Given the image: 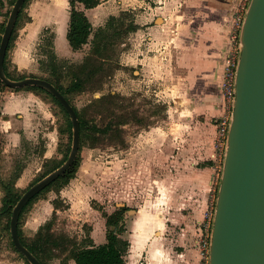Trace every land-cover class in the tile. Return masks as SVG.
Here are the masks:
<instances>
[{
	"label": "rangeland",
	"instance_id": "rangeland-1",
	"mask_svg": "<svg viewBox=\"0 0 264 264\" xmlns=\"http://www.w3.org/2000/svg\"><path fill=\"white\" fill-rule=\"evenodd\" d=\"M2 1L7 20L13 0ZM30 2L27 1L22 11L18 28L30 19L27 10ZM119 16V22L111 29L114 33L107 37L100 52L92 55L101 69L91 78L84 74L86 89L70 94L72 103L90 127H83L80 137L77 171L67 183L52 184L26 206L20 217L22 235L29 241L42 224L52 220V231L56 234H66L77 242L89 237L98 244L106 237L103 211L111 213L126 204V237L131 241L128 264L156 263L160 259L165 264L171 263L180 248L179 238L185 234L194 237L201 263L209 264L210 247L205 242L211 239L226 148L225 133L220 131L222 116L216 122L211 182L197 214L189 204L195 196V187L192 190L190 182L198 179L194 172L197 164L202 163L193 156L194 133L187 130L180 138H174L178 141L172 145V118L164 90L161 91L162 79L151 73L141 74L136 61L130 70L123 66V43L135 25V16L130 11H122ZM169 24L171 28L172 20ZM52 38L53 29L45 28L33 51L37 74L29 75H47L51 55L55 53ZM59 62L63 71L59 79L66 85L72 79V70L80 63L70 59ZM12 73L16 75L14 70ZM37 95L39 104L23 116V121L16 123L18 135L8 137L0 131V264H29L12 243L11 213L3 209L6 193L3 182L23 193L63 160L72 145V128L65 112L51 95ZM108 124H111L108 132L92 129L95 125L106 128ZM174 153L181 154L177 163L173 160ZM18 170L20 177L13 179ZM162 201L173 207L162 210L159 206ZM142 214L143 225L134 227ZM69 263L76 264L73 259ZM49 264H60V258L52 259Z\"/></svg>",
	"mask_w": 264,
	"mask_h": 264
},
{
	"label": "crops",
	"instance_id": "crops-1",
	"mask_svg": "<svg viewBox=\"0 0 264 264\" xmlns=\"http://www.w3.org/2000/svg\"><path fill=\"white\" fill-rule=\"evenodd\" d=\"M238 2L239 0H101L98 5L90 8L78 3L77 7L85 11L92 24V33L88 43L74 50L67 39L69 0H31L27 9L30 19L17 29L13 45L8 50L7 64L12 63L10 71L14 70L18 74H37L38 63L33 51L43 30L48 27L54 31L53 43L57 57L79 63L89 53L95 31L104 26L110 16H118L122 11L132 12L136 29L128 31L125 37L123 66L130 70L136 61L140 64L141 74L150 76L151 73L162 79L161 91L164 90L163 97L169 117L172 118V145H176L178 141L174 138H180L187 130L194 133L196 144L193 156L202 160V163L197 164V171L194 172L199 176L198 179L190 182L192 190L195 187V196L189 204L198 214L202 198L211 182L209 177L211 161L215 156L213 140L217 130L216 122L227 111L220 81L223 58L229 45L230 22ZM3 19L1 24L5 22L4 12ZM141 43L142 46L138 47ZM35 104H39L36 92L5 88L0 98V131L8 137L18 135L16 123L23 121V116L35 109ZM169 141L170 139L167 142L170 143ZM180 155L173 154L176 163L180 161ZM159 206L164 211L173 207L164 201ZM143 223L142 214L135 221L134 227H141ZM179 241L177 257L167 264H202L198 248L193 244L194 237L185 234L180 236ZM129 252L130 249L125 256L127 264ZM147 264L165 262L160 259L156 263L151 261Z\"/></svg>",
	"mask_w": 264,
	"mask_h": 264
},
{
	"label": "water",
	"instance_id": "water-1",
	"mask_svg": "<svg viewBox=\"0 0 264 264\" xmlns=\"http://www.w3.org/2000/svg\"><path fill=\"white\" fill-rule=\"evenodd\" d=\"M25 0H15L0 41V79L9 87L40 86L64 106L72 122L66 160L30 185L12 209L11 239L30 264L43 262L22 242L18 220L25 204L66 172L80 150V122L73 105L49 80L8 77L7 47ZM235 100L226 138L210 239L209 264H264V0H250L240 34Z\"/></svg>",
	"mask_w": 264,
	"mask_h": 264
},
{
	"label": "trees",
	"instance_id": "trees-1",
	"mask_svg": "<svg viewBox=\"0 0 264 264\" xmlns=\"http://www.w3.org/2000/svg\"><path fill=\"white\" fill-rule=\"evenodd\" d=\"M0 1L3 3L2 0ZM27 1L28 0L24 1L22 8L19 12V15L17 17L7 47V52L4 61L5 72L8 75V77L12 79H20L29 76V74H21V73L18 74L16 72H15L16 75H14L12 71H10L9 69V64H7L8 50L13 45V42L17 35L19 18L26 6ZM100 1L101 0H69L70 19H69V27L67 31V39L74 50L80 49L86 43H88L89 37L92 33V24L88 16L86 15L85 11L77 7L78 3H82L85 6V8H90L98 5ZM14 2L15 0L11 2L12 5L14 4ZM119 20H120L119 15L110 16L106 24L95 31L93 39L91 40L92 46L89 53L84 57V59L81 62H79L80 64L76 65L77 69L72 70V79L68 84L65 85L63 84L62 81L60 82V79H62L63 76L62 75L63 71L61 68L62 65L59 64L60 63L59 61H62V59H59L56 53L51 55L52 61L48 64L49 70H46L47 75L39 76L52 82L64 94V96L68 99V101L73 105L80 122V126H79L80 137L83 132V127L88 129H90V127L88 126L86 120H84V118L81 116L77 107L72 103L70 94L83 92L86 89L85 86L86 79L83 77L84 74L89 78H91L95 75V73L99 69H101V66H97L95 64V60H93L92 55L100 52L101 47H103V44L106 43L107 37L114 33V31H111V29L114 27V24L116 22H119ZM5 24L6 22L0 25V41H1L2 33L5 28ZM131 29H136V25L132 26ZM52 43H53V38H52ZM31 76H38V75H31ZM7 87L9 86L4 84L0 79V98H1V92ZM13 89L15 90L29 89L36 92L37 94L47 93L51 95V97L56 102V104H58L60 108L65 112L68 126L72 128V122L70 116L66 111V109L64 108V106L52 93H50L45 88L31 85V86L16 87ZM110 127L111 124H108L106 128L100 129V127L95 125L93 126L92 129L108 132ZM70 149L71 148H69V152ZM69 152H67L63 160L57 163V165H54L51 169L48 170L47 173H45L39 179H41L46 174H48L49 172L60 166L66 160ZM79 163H80V157L78 153L74 163L66 170V172L60 175L54 181H52L43 190L47 189L54 183H62V184L67 183L75 175ZM20 174H21V170H18L14 174L13 179L19 178ZM39 179H37L36 181H38ZM36 181H34L33 183H35ZM3 186L5 187L6 190L3 199V203H4L3 209L9 210L10 213L12 214V209L14 205L17 203V201L19 200V198L23 193L20 194L13 186L10 185L9 182H3ZM43 190H41L34 197H32L25 204L22 211H24L26 206L32 200H34V198H36ZM127 210H128V206L125 204L119 206L111 213L103 211V216L106 218V240L105 242L99 244H96L94 240L89 237L87 238V240H84L83 242H77L76 240L71 239L66 234H56L54 231H52V220H49L44 224H42L39 227L38 231L36 232L35 236L32 237L29 241H27L23 237L20 228V217L22 211L20 213L18 220V232L22 242L43 262V264H49V262L56 257L60 258V264H70L69 263L70 259H73L76 264H127L125 256L130 249V240L128 237H126V233L128 232V227H127V220L125 213ZM22 256L24 257L23 254Z\"/></svg>",
	"mask_w": 264,
	"mask_h": 264
},
{
	"label": "built area",
	"instance_id": "built-area-1",
	"mask_svg": "<svg viewBox=\"0 0 264 264\" xmlns=\"http://www.w3.org/2000/svg\"><path fill=\"white\" fill-rule=\"evenodd\" d=\"M249 2L250 0H239L237 4L232 20L230 22L229 45L225 53V56L223 58V71H222V78L220 81V88L225 99V103H226L225 105L227 111L221 117L220 131L222 133H225L226 138L232 118V111L235 100L237 66L242 48L240 34ZM4 8H5L4 4L0 1V25L4 20L3 19ZM205 243H207L208 245L207 248H209L210 241L208 240V242Z\"/></svg>",
	"mask_w": 264,
	"mask_h": 264
}]
</instances>
